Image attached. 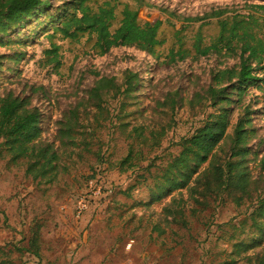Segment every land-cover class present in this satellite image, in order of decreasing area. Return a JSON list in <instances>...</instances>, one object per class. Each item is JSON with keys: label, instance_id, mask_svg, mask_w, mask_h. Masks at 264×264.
Wrapping results in <instances>:
<instances>
[{"label": "rangeland", "instance_id": "374dc122", "mask_svg": "<svg viewBox=\"0 0 264 264\" xmlns=\"http://www.w3.org/2000/svg\"><path fill=\"white\" fill-rule=\"evenodd\" d=\"M50 1L55 8L52 15H56L72 0ZM109 1L117 6L113 31L119 27L126 6L135 10L142 5L139 23L161 22L162 46L151 52L119 47L100 55L94 37L65 39L55 32L48 15L28 21L23 30L3 38L10 44L0 45V96L13 92L28 97L31 86L44 87L45 93L32 98L46 115L44 126L50 142L55 141L56 124L78 101L88 98L100 79L114 78L122 87L128 74L137 75L139 81L133 93L110 101V120L98 124L93 117L89 120L83 116L85 129L79 145L64 155L67 172L52 185L27 178L26 164L9 165L0 149V264H138L145 253L150 255L146 257L149 264H229L232 260L250 264L253 252L233 256L236 245L255 236L249 220L253 212L250 202L238 208L212 200L211 208L196 216L191 206L186 215L187 229L174 224L165 236H159L153 226L164 203L152 210L134 207L153 181L140 186L133 198L124 192L145 169L157 175L179 154L181 139L192 135L215 111L209 108L206 97L213 77L239 63L233 54L212 50L201 55L197 48L206 51L214 45L220 34V19L257 13L253 7L264 6V0H94L90 6L97 10ZM54 47L60 49V68L47 55ZM197 94L203 96V104L193 105ZM250 94L246 104L253 107L258 103L253 108L259 111L253 116L254 126L264 138L260 110L264 96ZM241 113L236 106L234 118ZM136 129L144 130L146 143L137 138ZM152 132L164 133L159 146L154 144ZM260 150L264 151V146ZM132 151V166L122 167ZM91 184L101 190V196L87 215L88 223L62 211L64 206L73 209L75 198ZM35 225L41 227L40 259L28 253ZM141 231L142 237L150 233L152 239L141 250L125 254L129 241ZM117 245L121 249L116 256H109L108 251L114 253Z\"/></svg>", "mask_w": 264, "mask_h": 264}, {"label": "trees", "instance_id": "16d2710c", "mask_svg": "<svg viewBox=\"0 0 264 264\" xmlns=\"http://www.w3.org/2000/svg\"><path fill=\"white\" fill-rule=\"evenodd\" d=\"M93 1L72 0L52 15L55 8L50 0H0V45L10 44L3 38L18 29L23 30L28 21L48 15L55 32L65 39L78 40L85 35L94 37L100 55H107L119 47H137L151 52L162 46L159 40L162 23L157 21L145 26L139 23L142 5L135 10L126 6L121 13L119 27L113 31L118 20L117 6L109 1L96 10L90 6ZM253 8L257 13L220 19V34L214 45L206 51L197 48L201 55L213 50L219 54H233L239 60L238 65L220 70L213 77L206 97L209 108L215 111L192 135L181 139L179 154L166 168L157 175L145 169L124 194L133 198L140 186L153 181L147 187L146 195L138 199L134 207L152 210L155 205L164 203L153 226V232L159 236H165L174 224L187 229L186 215L191 206V213L196 216L207 212L212 200L231 203L238 208L250 202L253 212L249 220L255 236L236 245L233 256L240 258L253 252L248 259L250 264H264V151L260 150L264 146V138L259 136L262 131L254 126L253 116L259 111L253 108L258 103L253 107L246 104L250 91L264 96V6ZM59 51L54 47L47 53L57 68L61 67ZM138 82V76L133 74H128L123 87L114 78L100 79L88 92V98L78 101L56 124L58 129L54 142L46 137V115L33 104L32 97L45 93L44 87L31 86L32 95L28 97L24 94L17 96L13 92L0 96L1 154L8 158L9 165L24 162L25 176L33 182L45 185L58 182L67 172L64 155L79 145V137L85 129L83 116L89 120L93 117L98 124L101 120H110V101L133 93ZM195 98L191 102L193 105L203 104L202 95L197 94ZM236 106L242 113L235 119ZM260 110L264 118V106ZM92 132L96 131L92 128ZM135 133L137 138L147 142L143 129H136ZM151 136L154 144L159 146V138L164 133L152 132ZM133 153L130 152L122 161V167L132 166ZM255 170L259 171L258 175ZM152 215L156 216L154 212ZM31 235L28 253L40 259L41 227L35 225ZM237 262L232 260L229 264Z\"/></svg>", "mask_w": 264, "mask_h": 264}, {"label": "built area", "instance_id": "2783aa9c", "mask_svg": "<svg viewBox=\"0 0 264 264\" xmlns=\"http://www.w3.org/2000/svg\"><path fill=\"white\" fill-rule=\"evenodd\" d=\"M100 196L101 190H96L94 185L91 184L88 190L75 198L73 209H71L69 206H64L62 211L65 213L72 212V215L76 220H83L84 222L88 223L89 221L87 215L90 214L91 209L94 208V205Z\"/></svg>", "mask_w": 264, "mask_h": 264}, {"label": "crops", "instance_id": "0c3cea01", "mask_svg": "<svg viewBox=\"0 0 264 264\" xmlns=\"http://www.w3.org/2000/svg\"><path fill=\"white\" fill-rule=\"evenodd\" d=\"M141 235H143V232L141 231L140 234L135 235V238H132L129 243L127 244V248H126V253L125 254H130L132 252V250L134 251L135 249L137 250H141L145 244H147L152 238H150V233L147 235V237H142ZM128 237V236H127ZM145 239H147V241H145ZM121 249V245H117L115 252L110 254L109 250V256L111 255V257H115L117 250ZM118 255H121V253L119 252ZM150 255L148 253L143 254V259H138V264H149L150 259H146V257H149ZM167 260V259H165ZM122 264H126V263H122Z\"/></svg>", "mask_w": 264, "mask_h": 264}]
</instances>
